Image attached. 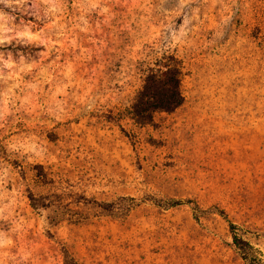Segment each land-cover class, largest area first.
I'll use <instances>...</instances> for the list:
<instances>
[{"label": "rangeland", "instance_id": "obj_1", "mask_svg": "<svg viewBox=\"0 0 264 264\" xmlns=\"http://www.w3.org/2000/svg\"><path fill=\"white\" fill-rule=\"evenodd\" d=\"M228 221L264 260V0H0V264H248Z\"/></svg>", "mask_w": 264, "mask_h": 264}, {"label": "trees", "instance_id": "obj_2", "mask_svg": "<svg viewBox=\"0 0 264 264\" xmlns=\"http://www.w3.org/2000/svg\"><path fill=\"white\" fill-rule=\"evenodd\" d=\"M181 75L180 62L173 55H167L162 66L148 69L129 106V114L135 123L150 124L153 122L154 113L171 112L183 102ZM29 199L33 207L45 205L39 202L34 195H29ZM181 203L179 199L168 201L170 206ZM228 224L232 243L239 251L241 258L248 264H264L260 251L236 231L237 226L234 223L228 221ZM61 264L79 263L67 248H63Z\"/></svg>", "mask_w": 264, "mask_h": 264}]
</instances>
